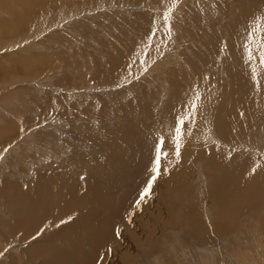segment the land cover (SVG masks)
Wrapping results in <instances>:
<instances>
[{
	"label": "rangeland",
	"instance_id": "rangeland-1",
	"mask_svg": "<svg viewBox=\"0 0 264 264\" xmlns=\"http://www.w3.org/2000/svg\"><path fill=\"white\" fill-rule=\"evenodd\" d=\"M46 1L0 0V230L6 216L16 222L7 213L12 192L30 189L37 175L45 173L53 200L64 198L61 168L77 170L83 187L84 168L94 163H108L109 171L141 164L145 187L163 138L168 157L146 205L125 214L131 229H122L128 238L113 263L264 264V66L257 47L264 34L254 31L264 23V0ZM189 112L177 156V117ZM110 149L121 150L118 160L109 161ZM213 154L238 156L228 164L239 169V186L226 191L224 178L215 180ZM238 188L252 191L233 204ZM48 218L33 236L6 231L8 243L0 236V264H15L14 252L22 261L16 264H42L38 254L28 262L23 247L78 220L56 225ZM80 226L72 236L84 237Z\"/></svg>",
	"mask_w": 264,
	"mask_h": 264
},
{
	"label": "bare ground",
	"instance_id": "bare-ground-1",
	"mask_svg": "<svg viewBox=\"0 0 264 264\" xmlns=\"http://www.w3.org/2000/svg\"><path fill=\"white\" fill-rule=\"evenodd\" d=\"M44 1L47 2L46 0H44ZM58 1L59 0H57V2ZM37 2H38V0L37 1L35 0L36 4H37ZM53 2H55V5H56V1H53ZM60 2H63V0H61ZM201 4L204 5L203 3H201ZM37 6H39V5L37 4ZM37 6L35 5L34 9ZM44 6H45V4H44ZM39 8H41V7H39ZM45 8H47V7H45ZM252 8H254V7H252ZM44 11H46V9H44ZM240 11H241V9H240ZM241 13H242V11H241ZM243 14H245V12H243ZM22 22H23V20H22ZM20 31L21 30H19V32ZM223 32H224V30H223ZM19 36H20V34H19ZM244 86H248V85L245 84ZM257 89L258 88H256V90ZM247 91L248 90L246 89V92ZM220 123H221V121H220ZM133 129H134L133 127H132V129H130L128 127L127 130L125 129L124 131H127V133H128L127 135H130V134H132ZM133 131H136V130L134 129ZM58 133H60V135H61L60 131ZM29 134H30L29 137H32V134L31 133H29ZM54 134H55V132H54ZM125 135H126V133H125ZM125 135H123V136H125ZM130 136L132 137V135H130ZM121 138H123V137H121ZM117 139H120V138H117ZM124 139L126 140V138H124ZM133 139H135V138H133ZM106 140L107 139L103 140L105 142V144L107 143ZM125 140H124V142H125ZM110 141H111V138H110ZM124 142H122V143H124ZM132 142H131V144H132ZM117 143H118V140H117ZM114 144H115V142H114ZM115 145H117L119 147L118 144H115ZM105 146H109V145H105ZM121 146L123 147V145H121ZM143 146H144V144H143ZM112 147H113V145H112ZM141 148H142V145H141ZM10 149H12V148H10ZM19 149H21V148H19ZM138 149H140V148H138ZM94 150H95V148H94ZM123 150H124V148L122 149V151ZM109 151H112V153ZM109 151L108 152L112 154L111 159L109 160L110 162L113 159L118 160V158H120V154H121L120 149H114V150L110 149ZM221 156H222V158L225 157L223 155H221ZM105 157L107 158V156H105ZM109 157H110V155H109ZM215 157H217V156L213 154L212 156L209 157L211 160L210 161L208 160L209 163L212 164V166H213V163H216V164H214L215 165L214 171L217 169L216 175H215V180L216 179L221 180V176H222L224 178L223 187L227 188L226 191L229 190L230 185L239 186V182L236 181L237 177L233 178L234 173L236 174L237 170H239V169L236 170V169L232 168L230 166V164H228L230 162V160H231V162L233 161V162L237 163L235 161V157H238V156L227 158L228 161L226 160V158H224L226 161L224 159H222L220 157V155L218 156V159H216ZM206 158H207V156H206ZM94 160H96V159H94ZM103 163H101V164H103ZM139 163H140V160H139ZM101 164L94 163L92 165H89L88 167L84 168L87 171L82 169L87 173V180L82 179L83 187L81 185H78L79 183L77 182V177L79 178L80 173L78 174L77 170L76 171L70 170L68 168H65L62 170V168H61L60 170L64 174V178H63L64 182H63V186H62V193L64 191V198L58 196L59 198L56 199L57 194L54 196L55 200H53L50 197L51 189L50 188L44 189V185L47 186V184L44 182L45 173L43 175H41V178H39L37 175V178H35V180H34L35 182L32 184L30 189L24 190L21 188V186H19L16 193L12 192L13 199H15L16 201L9 203V209L7 211L8 215H10L11 217H15L16 222L14 224H11L8 221L7 216L4 218V221H2V223L5 225L3 227V230H5V231L0 230L1 231L0 232L1 238H3L4 241L8 243L7 240L12 235H9L8 238H6L7 237V234H5L6 231L8 233H11V232H14L16 230H19L21 232V235L28 233L29 236H33L34 234H37L43 229V227L49 226V223H48L49 214L52 215L51 221H53V223H55L56 225H58V224L62 225L66 221L65 219H67V218L77 217L78 220L74 224H76L78 222H82V226H80V227H81V231L84 233V235H83L84 237L78 236V233H76V232H75L76 235L72 236V234L70 233V230L72 229L74 224L70 225V227H69V225H66L62 229L56 230L54 235H52V236L49 235V237H48L49 239H42L41 245L39 244L38 246H35V245H32L33 243H31L30 245L23 247L22 252L23 251L26 252V254H28V257H30L27 261L32 263V260H31L32 255L38 254L39 257L40 256L42 257V259L44 258L42 261L43 262L42 264H114L113 263L114 261L117 262L115 260V252L119 248V246H117V245L119 243L123 242L124 240H126L128 238V235L125 236L123 231H121L120 234L117 235L116 229L117 228H119L121 230L123 229L127 232L131 229V226L129 224L131 217L129 218V215L125 216V214L128 212H131V213L134 212L133 215H135L137 212V208L135 206V201L138 200L139 195H140L139 194L140 191L141 192L143 191L142 186H143L145 180H147V179H144V178H146V177H144L145 174H143V171H141L142 168L145 169V166L143 167L141 164L132 163V165L130 167L129 166L126 167V165L123 167L121 166V167H119L120 169L122 168L120 171L117 169L113 170V168H112V170H110L112 172H110L108 163L107 164L104 163L103 165H101ZM123 164L120 163V165H123ZM144 164H145V162H144ZM113 167H114V165H113ZM104 170L109 171V172L106 173V172H104ZM39 173H41V172H39ZM76 174H78V175H76ZM213 174H215V172ZM239 175H240V173H239ZM72 176H73V178H72ZM89 179H90V182H89ZM78 181H79V179H78ZM88 182H89V184H88ZM233 182H235V183L233 184ZM134 185L137 187H135ZM145 185H146V183H145ZM123 186L125 187L124 188L125 192H124V190L122 192L120 191V187L122 189ZM241 186L242 185H240V187ZM7 187H8L7 183H4L1 192H3ZM34 187H35V190H33ZM83 188L86 189V191L81 192L80 190ZM249 189H251V188H249ZM249 189L238 188V192H236L237 195H235V193H234L233 198H230V202L233 204H236L237 202L241 203V201L239 199H241L242 201H245L246 200V199H244L245 192L246 191L249 192L250 191ZM10 190L13 191L12 189H9L6 193H10L9 192ZM28 193H30V194H28ZM249 195H250V193H249ZM250 197L251 196H248V198H250ZM5 198H7V196H5ZM10 198L11 197L6 199L7 203H8V199H10ZM44 198H46L47 200L44 201L43 200ZM60 199H61V201H60ZM232 199H233V201L235 200V202H233ZM148 200L149 199H146L143 203L145 204V202ZM31 201H33V202L36 201L37 204H32ZM5 205H6V202H5ZM153 205L154 204H152L150 206L151 209H152ZM262 205H264V204H262ZM150 208L148 211H150ZM140 211H141V206L139 207V212ZM55 212L57 213V215L55 214ZM111 216H113V218H111ZM140 216L141 217H139V221H141L144 217L142 215H140ZM123 217H124V219H123ZM112 219H113V221H112ZM111 222H113L114 224L116 223L117 225H120V226L123 225V227L117 226V228H116V226H113V223L111 224ZM146 225H148V223ZM151 227H153V226L151 225ZM39 228H41V229L39 230ZM47 229H45V230H47ZM41 233H43V232H41ZM63 235H64V237H63ZM66 236H68V237H66ZM22 238H25V237H22ZM26 238H28V237H26ZM61 238H62L64 244L59 243V239H61ZM1 241H3V240H1ZM47 241H50V242L47 243ZM38 243L39 242H37L36 244H38ZM81 243L83 245H81ZM12 244H13V242H12ZM115 246H117V247H115ZM20 254H22V253H20ZM12 255L14 257H9V259H12V261L15 262V264H16L15 260L22 262V261H20L21 259L18 256H16L15 252L12 253L10 256H12ZM41 257H40V259H41ZM219 258H220V256H219ZM34 260L36 261V259H34ZM34 264H36V263H34Z\"/></svg>",
	"mask_w": 264,
	"mask_h": 264
},
{
	"label": "snow or ice",
	"instance_id": "snow-or-ice-1",
	"mask_svg": "<svg viewBox=\"0 0 264 264\" xmlns=\"http://www.w3.org/2000/svg\"><path fill=\"white\" fill-rule=\"evenodd\" d=\"M168 18H170V17H166V19H168ZM261 19L264 20V18H261ZM256 30H258L262 34H264V23H261L258 28H254V31H256ZM251 36H252V33L249 34V38H251ZM261 40L264 41V35L261 36ZM253 42H255V41H253ZM257 47L260 49V51H259L260 64L262 66H264V42L258 43ZM248 57H249L250 61L255 59V57L253 56V52H252L251 48L248 49ZM252 71L257 76L259 75V69L258 68H253ZM257 84H259V80H257ZM191 118H192L191 112L186 113V114H180L177 117L178 124L174 130L175 148H176V155L177 156L180 155L179 149L183 145V136L185 134V128H184L185 122H186V120L188 122H191ZM163 145H164V139L161 138L159 144L156 146V149H155L154 166L150 170L151 171L150 178L146 182V186L144 187L142 193H140L138 200L135 201V206L137 208H139L140 205L146 200V198L152 194V188L154 186V183L157 180V178L159 177V175L161 174L162 159H166L168 157L167 151L163 150ZM2 159H3V157H0V160H2ZM255 171H256V169L253 168L252 172H255ZM121 231H122L121 229L117 228L116 234L119 235ZM0 255H3V253H0Z\"/></svg>",
	"mask_w": 264,
	"mask_h": 264
}]
</instances>
